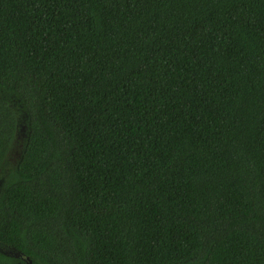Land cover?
<instances>
[{
    "label": "trees",
    "instance_id": "16d2710c",
    "mask_svg": "<svg viewBox=\"0 0 264 264\" xmlns=\"http://www.w3.org/2000/svg\"><path fill=\"white\" fill-rule=\"evenodd\" d=\"M0 243L264 264V0H0Z\"/></svg>",
    "mask_w": 264,
    "mask_h": 264
},
{
    "label": "flooded vegetation",
    "instance_id": "af4514ba",
    "mask_svg": "<svg viewBox=\"0 0 264 264\" xmlns=\"http://www.w3.org/2000/svg\"><path fill=\"white\" fill-rule=\"evenodd\" d=\"M27 258L20 250L0 243V264H30Z\"/></svg>",
    "mask_w": 264,
    "mask_h": 264
},
{
    "label": "water",
    "instance_id": "95a60500",
    "mask_svg": "<svg viewBox=\"0 0 264 264\" xmlns=\"http://www.w3.org/2000/svg\"><path fill=\"white\" fill-rule=\"evenodd\" d=\"M27 261L30 262V264H31V261L29 260V258H27Z\"/></svg>",
    "mask_w": 264,
    "mask_h": 264
},
{
    "label": "rangeland",
    "instance_id": "374dc122",
    "mask_svg": "<svg viewBox=\"0 0 264 264\" xmlns=\"http://www.w3.org/2000/svg\"><path fill=\"white\" fill-rule=\"evenodd\" d=\"M16 155V153H14V156Z\"/></svg>",
    "mask_w": 264,
    "mask_h": 264
}]
</instances>
